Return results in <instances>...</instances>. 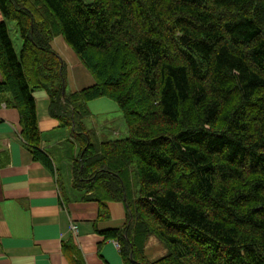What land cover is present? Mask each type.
Masks as SVG:
<instances>
[{
  "label": "trees",
  "instance_id": "1",
  "mask_svg": "<svg viewBox=\"0 0 264 264\" xmlns=\"http://www.w3.org/2000/svg\"><path fill=\"white\" fill-rule=\"evenodd\" d=\"M0 15V91L34 159L52 165L43 88L78 138L83 198L128 208L110 235L127 264H264V0H0ZM59 34L93 85L66 92ZM100 96L119 106L125 137L99 143L85 125ZM151 237L166 255L148 257Z\"/></svg>",
  "mask_w": 264,
  "mask_h": 264
},
{
  "label": "crops",
  "instance_id": "2",
  "mask_svg": "<svg viewBox=\"0 0 264 264\" xmlns=\"http://www.w3.org/2000/svg\"><path fill=\"white\" fill-rule=\"evenodd\" d=\"M52 47L67 63V93L94 84L61 36ZM3 79L0 67V84ZM33 95L42 145L52 165L34 159L23 137L20 111L11 94L0 91V264H127L118 239L110 236L126 226L127 206L108 201L104 211L97 200L83 198L73 179L72 166L80 151L74 128L60 126L50 114L46 89H36ZM62 143L69 145L70 154L77 148L69 164L59 152ZM61 169L66 170L67 183Z\"/></svg>",
  "mask_w": 264,
  "mask_h": 264
},
{
  "label": "rangeland",
  "instance_id": "3",
  "mask_svg": "<svg viewBox=\"0 0 264 264\" xmlns=\"http://www.w3.org/2000/svg\"><path fill=\"white\" fill-rule=\"evenodd\" d=\"M84 1L89 3L93 0H84ZM1 18L2 16L0 15V19ZM8 24H9V28L11 31L10 35L15 43V46L18 47V45L21 42V39L15 29L16 26L13 22L11 23L8 22ZM60 36H61L60 34L55 35L51 42H53L56 38ZM61 38L63 37L61 36ZM76 56L78 57V55ZM63 62L65 64L66 73H67V69H68L67 63L64 60ZM81 64L84 65L82 61H81ZM91 76L95 83V78L93 74H91ZM87 108H88L89 114L86 116L85 125L87 126L88 129H91L93 130L94 133H96L93 136H95L94 137L95 139L97 138L96 140L99 143L102 141L122 138L128 134V128L125 123L123 113L120 110L117 103L113 101L112 99L105 97V96L95 97L88 102ZM61 146L62 147L59 148V152L65 157V160L64 158H61V160L62 159L64 160V164L71 163L72 159L76 158L75 153L77 152V148H73V152L72 154H70L71 149L69 145H67V143H62ZM57 164L59 165V161L57 162ZM64 171L66 170L61 169V174L63 177V182L67 183V178L65 174L63 173ZM146 247H147L146 253L151 260L160 258L168 253L167 247L156 237H151L148 240Z\"/></svg>",
  "mask_w": 264,
  "mask_h": 264
}]
</instances>
